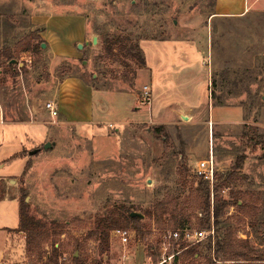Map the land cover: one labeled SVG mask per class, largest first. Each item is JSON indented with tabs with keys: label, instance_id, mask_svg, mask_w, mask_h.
Returning <instances> with one entry per match:
<instances>
[{
	"label": "rangeland",
	"instance_id": "obj_1",
	"mask_svg": "<svg viewBox=\"0 0 264 264\" xmlns=\"http://www.w3.org/2000/svg\"><path fill=\"white\" fill-rule=\"evenodd\" d=\"M217 5V0H0V51H12L19 71L12 76L7 65L0 68L6 121L0 123V177L7 191L0 201V245L7 240L8 262L41 264L57 238L55 247L60 244L64 252L59 261L80 243L74 255L86 264H159L187 246L166 243L164 250V235L214 225L215 239L191 246L201 255H181L177 264H208V256L216 264H246L215 252L224 231L215 226L214 197L229 200L235 194L255 209L233 205L220 220L236 228V240L247 241L264 263V0H245L242 12L229 15L219 14ZM228 7L239 11L243 1ZM51 15L82 17L86 36L78 44H90L79 49L75 43L76 56H54L42 36L41 21ZM118 35L129 40L107 55L105 39ZM40 40L46 47L39 50ZM136 44L145 66L135 56ZM144 86L150 103L142 100ZM49 101L56 104V117L45 108ZM70 111L90 118L69 119ZM46 142L55 145L45 150ZM211 156L214 186L231 173L218 192L195 172ZM238 158L243 161L236 169ZM200 181L210 188L209 213L197 198ZM166 195L175 217L156 213ZM21 208L51 235L40 252L28 251L19 230ZM129 211L143 214L141 231L117 227L130 230V243L109 237V246H102L93 235L100 220ZM203 220L209 225H199Z\"/></svg>",
	"mask_w": 264,
	"mask_h": 264
},
{
	"label": "trees",
	"instance_id": "obj_2",
	"mask_svg": "<svg viewBox=\"0 0 264 264\" xmlns=\"http://www.w3.org/2000/svg\"><path fill=\"white\" fill-rule=\"evenodd\" d=\"M36 38L39 39L38 35H36ZM123 40H129L128 37L125 36H115L114 39H105L104 49L105 53L108 55L113 54L114 52V46L121 44L120 49L124 48ZM43 41L40 40L39 43L36 45V49L42 48ZM31 47V43H27V49ZM135 50V56L141 66L146 65V60L144 56L141 53L140 47L138 44L134 45ZM15 59V56L13 55L12 51L9 49H4L0 51V68L5 64L8 67V71L12 74V76H16L19 74V71H15V64L11 63V61ZM123 80L128 83L129 85H134L133 80H130L128 78H124ZM243 159L238 158L236 163V169H239L241 166ZM231 176V173L227 175V180ZM227 180H223L222 184H218L214 186V191L218 192L219 189H221L223 186H225V183ZM197 198L200 199L202 208L205 212H210V206H211V198H210V188L208 187L207 183L204 181H200L198 183V187L196 189ZM214 218H215V226L217 230L223 229L224 233L222 237H218L217 240V249L215 252L217 254L222 253L224 256L229 258L228 260H232L234 258L243 260L245 262H248L246 264H264L261 263L263 259H261L259 256L256 255L255 251L249 246L247 241L245 240H236V232L237 229L232 227L231 225H226L223 223V221L220 220V218L224 214V209L228 208L230 206L236 205L240 209H246L249 211H253L255 209V206L252 205L251 200L243 199V196H237L235 194H232V199H223L219 198L218 196L214 197ZM255 197H252V201ZM259 198V195H257V199ZM239 201L242 202V204H239ZM156 213L162 218L165 214H172L173 217H175V210L172 206V197L170 195H166L161 201H159L156 204ZM131 212H127L125 215H122L121 218L116 217L115 213H112L108 215L106 218L101 219L100 223L97 224V228L93 232V235L95 236V239L99 241V243L102 246H109V229L110 228H117L120 226H132L136 228L139 232L142 228V218L139 217H132ZM159 218V220H161ZM158 219V218H157ZM209 220H203L199 222V225L205 226L209 225ZM183 223V222H182ZM185 223V222H184ZM39 221L35 218L29 216L23 208L20 209L19 213V230L24 232L26 234V244L29 252L38 251L40 252L42 243L48 239L51 235L49 232H46L40 228ZM219 226H221L219 228ZM178 228V227H177ZM61 234V233H59ZM57 238H53L52 240V252L50 253L51 256L49 258V262L51 264H86L84 260L81 259L80 254L79 256H75V251H80V243H77L76 250L72 253V255L69 258H66V260L60 262L59 259L64 255V252L61 249V245L59 244L58 247L56 246ZM186 245L182 244L181 248H185ZM211 248V244H210ZM184 256L186 259H194L196 256H200L201 253L197 250L196 247H189L187 249H184L180 254L175 256V264L179 261L180 256ZM208 264H216L214 261H212V258L210 256L207 257Z\"/></svg>",
	"mask_w": 264,
	"mask_h": 264
},
{
	"label": "crops",
	"instance_id": "obj_3",
	"mask_svg": "<svg viewBox=\"0 0 264 264\" xmlns=\"http://www.w3.org/2000/svg\"><path fill=\"white\" fill-rule=\"evenodd\" d=\"M235 0H217V11L219 14H234L240 13L244 9V2L245 0H239L240 2L243 1V7L238 11L229 10L228 5L233 3ZM43 24H46V28L42 30V36L47 40L48 44H50L51 50L54 56H76V46L75 43H79L83 41L86 36V23L82 17L79 16H45L42 21ZM90 113L92 115V111L90 109ZM68 118H74L76 121H88L90 118V114H83L81 111L80 113L76 112H67L66 113ZM8 118V117H7ZM12 121V118H8ZM0 123H6L5 121V114L3 111L2 106H0ZM10 123V122H8ZM12 124L17 123L14 120L11 122ZM18 123H25L20 122ZM6 181L0 177V201L7 196V191H2L5 187ZM17 200V199H16ZM19 212V211H18ZM14 230V229H13ZM10 238L12 239L13 232L12 230L8 231ZM8 243L7 240L4 239L0 245V261L4 260L7 261L11 259V253L8 250ZM8 262V261H7Z\"/></svg>",
	"mask_w": 264,
	"mask_h": 264
},
{
	"label": "built area",
	"instance_id": "obj_4",
	"mask_svg": "<svg viewBox=\"0 0 264 264\" xmlns=\"http://www.w3.org/2000/svg\"><path fill=\"white\" fill-rule=\"evenodd\" d=\"M26 62L30 63L31 60L28 58L26 59ZM1 73V71H0ZM142 100L144 103L148 102L150 103V91L148 90L147 86L143 87V97ZM46 110L49 112V114L52 117H56L58 115V110L56 107V104L53 101H49L45 105ZM198 177L203 178L204 180H207L210 185L211 189L214 187V181H215V160L213 156H211L209 159L201 160L198 162L196 166V171ZM214 220V218H213ZM215 228L214 225H212L211 228L206 230H197V229H191L188 226L184 228H178L171 232H169L167 235H164V244L163 249L167 250L166 243L171 244L172 242L177 245V247L181 246L179 244L180 242H186L187 246L185 248H181L179 251H175L173 254L169 255L167 259L165 258L163 261H161L159 264H164L168 260L172 261L173 258L175 259V256L180 254L184 249H187L195 244H198L206 239H215ZM110 238H116L119 240V242L123 245H127L130 243L132 239V235L129 229L127 228H114L110 233ZM66 260V257L60 260V262ZM0 264H11L7 261H0ZM41 264H51L49 262V259H45L41 262Z\"/></svg>",
	"mask_w": 264,
	"mask_h": 264
},
{
	"label": "water",
	"instance_id": "obj_5",
	"mask_svg": "<svg viewBox=\"0 0 264 264\" xmlns=\"http://www.w3.org/2000/svg\"><path fill=\"white\" fill-rule=\"evenodd\" d=\"M95 43H97V37L94 36V37H93V40H92V44H95ZM89 44H90L89 41H85L84 44H78V48L81 49V48L84 47V45H89ZM42 47H46V44H42ZM11 63H13V64H18V61H17L16 59H13V60L11 61ZM53 145H55L54 142H52V143H51V142H46V143L44 144L43 148H44L45 150H47V149L51 148ZM38 151H39V149H35V150H33V151H30V154H36ZM131 216H132V217L143 218V214H142V213H139V212H131Z\"/></svg>",
	"mask_w": 264,
	"mask_h": 264
}]
</instances>
